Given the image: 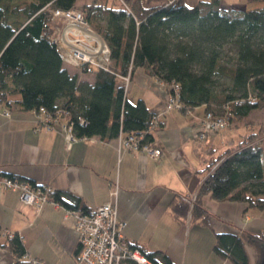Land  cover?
Masks as SVG:
<instances>
[{"label": "trees", "instance_id": "obj_1", "mask_svg": "<svg viewBox=\"0 0 264 264\" xmlns=\"http://www.w3.org/2000/svg\"><path fill=\"white\" fill-rule=\"evenodd\" d=\"M79 1L85 20L108 45L111 71L87 64L70 71L62 64L50 37L53 11L76 7ZM138 66L170 87L178 85L180 111L204 105L205 111L221 114L228 105L232 119L249 123L254 110H264V3L234 8L222 6L221 0H159L149 5L144 0H0V104L34 112L43 107L51 117L64 116L77 138L111 139L121 132L141 134L140 143H150L155 113L141 98L129 101L115 75L132 74ZM79 73H91L92 82L80 79ZM255 133L201 170L204 178L193 199V218L206 222L209 213L201 200L206 194L243 202L247 209L264 208V143L256 141ZM47 197L65 208L87 211L66 191L52 189ZM246 240L259 264L264 229L249 232ZM129 244L153 264H174L164 252ZM0 247L12 256L0 264H31L17 232L0 237ZM213 247L233 264H248L237 232H216Z\"/></svg>", "mask_w": 264, "mask_h": 264}, {"label": "crops", "instance_id": "obj_2", "mask_svg": "<svg viewBox=\"0 0 264 264\" xmlns=\"http://www.w3.org/2000/svg\"><path fill=\"white\" fill-rule=\"evenodd\" d=\"M197 1L184 0L187 4ZM158 2L144 0L147 5ZM234 2L229 5L242 4ZM221 4L226 2L221 0ZM141 75L144 82L131 80L126 97L132 102L143 99L155 113L157 124L149 132L153 136L150 143L160 149L158 157L124 148L120 139L125 133L111 139L98 135L76 138L68 145L62 120L49 128L38 126L36 112L21 110L17 104H0V175L66 191L87 210L113 200L118 218L124 221L125 239L149 251L164 252L174 264H233L213 247L218 231L239 233L248 264H256V252L246 236L264 229L260 212L247 209L243 202L215 200L206 194L201 199L209 213L206 222L191 215L204 178L201 170L236 144L218 153L208 138L195 139L204 105L186 112L166 109L162 90L153 85L154 77L143 70ZM79 78L92 82L91 73H79ZM4 110L9 113L5 115ZM65 210L51 200L35 208L23 202L18 191L0 185V237L17 232L27 257L44 264L77 263V233ZM11 259L0 247V263Z\"/></svg>", "mask_w": 264, "mask_h": 264}, {"label": "built area", "instance_id": "obj_3", "mask_svg": "<svg viewBox=\"0 0 264 264\" xmlns=\"http://www.w3.org/2000/svg\"><path fill=\"white\" fill-rule=\"evenodd\" d=\"M81 13H83L82 10L77 7L66 10L55 9L53 11L54 17L52 16L53 22L58 23L60 19H63L65 25H53L50 29V37L57 45L60 59L66 68L77 69L81 64H87L94 68L105 69L109 67L108 56L110 51L108 45L104 39L101 41V45L95 46V44L88 43L78 37L79 32H84L95 38V42L100 38L98 33L89 28ZM103 63L105 64L103 65ZM115 75L124 80V90L126 91L131 76L130 70L126 74L116 73ZM169 89L171 91L167 93L165 99L166 108H181L178 98V85H173ZM224 108L225 114L213 115L210 112L205 114L201 120L203 129L201 128L202 133L200 135L202 138L204 133L213 130V127H223L227 123V115H231V112L230 109L226 111V108H230V106L226 105ZM39 112L45 113L46 111L40 107ZM4 113L8 114L7 111ZM50 116L45 115L46 122H52L53 119ZM156 119L155 115L154 122ZM50 122L44 127H51ZM120 134L121 132L119 137ZM76 138L72 134L69 123L64 131L66 144L69 145ZM141 138V134L138 136L131 134L121 137L120 141L122 146L128 150L142 152L154 158L158 157L160 149L151 143H140ZM0 185L18 191L23 202L38 209L49 200L47 194L53 189L50 186L44 188L33 186L28 180L6 175H0ZM65 215L73 218V227L77 233L78 264H153L137 247H131L129 241L123 236L124 221L118 218L113 200L105 201L94 209L84 212L66 208ZM31 264L44 263L32 260Z\"/></svg>", "mask_w": 264, "mask_h": 264}, {"label": "rangeland", "instance_id": "obj_4", "mask_svg": "<svg viewBox=\"0 0 264 264\" xmlns=\"http://www.w3.org/2000/svg\"><path fill=\"white\" fill-rule=\"evenodd\" d=\"M223 1H225L226 4L225 5L224 4H221L222 6H224V7H234V8L235 7H245V8L260 7L264 3V2L261 1V2H252V3H247L246 4V0H223ZM231 2H234V3H242V4H240V5L236 4L235 6L234 5H231V4L229 5V3H231ZM81 4H82V1H79L77 3V5H76V7L78 9H80V10L82 9L81 8ZM83 13H81V14H82V16L84 18V14ZM64 21H63V19H60L59 22H61V23H59V25H65L64 24ZM86 24H88L89 28L92 31H94L95 33H98V32H96L90 26V24L88 22H86ZM99 36H100V38L95 42V38L88 36L84 32H79V35H78V37L84 39L88 43L95 44V46H98V45H101L102 44L101 41H103V38L101 37L100 34H99ZM104 64L105 63H103V65ZM110 68L111 67L109 65V67H106L105 69L111 71L112 69H110ZM67 69L70 70V71H75L76 68H67ZM141 72H142V68L139 67V66L134 69V71H133V78H131V76H130V79L128 81V84H127L126 89L128 88L129 84H131V82L134 79L135 80H138L139 82H142V81L144 82L143 77L141 75ZM130 75H132L131 74V71H130ZM116 77L119 80H121L117 75H116ZM155 80H152L153 85H154V87H156V89H161L162 90V92H163V98H164V105H165L166 104V102H165L166 95H167L168 92L171 91L169 89L170 85H167V84H165L163 82H160L157 79H155ZM121 82L123 84H125L123 79L121 80ZM126 93H127V90L125 91V95H126ZM165 107H166V105H165ZM173 109L180 110V108L179 109L178 108H173ZM226 109H227L226 111H228L230 108H226ZM5 111L8 112V110H4V112ZM208 112H210V111H208ZM36 113L38 114V124H37L38 126H44V125H46V124H48L50 122V121L49 122L48 121L46 122V118H45V115L46 114H48L50 116L49 113H47V112L42 113V112H39V111L36 112ZM206 113H207V111H204V114H203L202 118L200 119V121H199V123L197 125L196 130H194L195 139L202 140V139L208 138L207 143L208 144L213 143L214 146H215V148H216V151L218 153L221 152L227 145H229L231 143L238 144L240 141H242V139L245 137V135H247L249 133H255L256 132L255 133L256 134V141H261L262 143H264V110L263 109L254 110L250 114V116L248 118L249 123L246 120H238V119H234V118L232 119L231 118V115L228 114L227 115L228 116L227 123L223 127H219V128L213 127L212 128L213 130H210L208 132H205L204 135H203L204 137L202 138L201 135H200L202 133L201 128L203 129L202 121L201 120H203V117L205 116ZM213 114L214 115H220V114H216V113H213ZM221 114H225V111L221 112ZM50 118H51V116H50ZM52 119H53L52 122H50L51 125L53 123H56L58 120H62L61 122H63V129H64V131H65L66 127H68V124L69 123L66 121V118L64 116L58 117V118L57 117H52ZM251 121H253V122L250 123ZM259 129H260V132H259V134H257V130H259ZM125 136L126 135H123V137H125ZM221 140H225V142L223 143V142H221ZM252 209L257 210L258 212H260L264 216V208L251 207L250 210H252ZM32 260H36V259H31V261ZM72 263L73 264H78V263L74 262L73 260H72L71 264Z\"/></svg>", "mask_w": 264, "mask_h": 264}, {"label": "water", "instance_id": "obj_5", "mask_svg": "<svg viewBox=\"0 0 264 264\" xmlns=\"http://www.w3.org/2000/svg\"><path fill=\"white\" fill-rule=\"evenodd\" d=\"M259 264H264V256H263V258L261 259V261H260Z\"/></svg>", "mask_w": 264, "mask_h": 264}]
</instances>
